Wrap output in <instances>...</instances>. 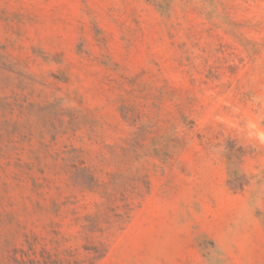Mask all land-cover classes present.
Returning <instances> with one entry per match:
<instances>
[{
	"label": "rangeland",
	"instance_id": "obj_1",
	"mask_svg": "<svg viewBox=\"0 0 264 264\" xmlns=\"http://www.w3.org/2000/svg\"><path fill=\"white\" fill-rule=\"evenodd\" d=\"M0 264H264V0H0Z\"/></svg>",
	"mask_w": 264,
	"mask_h": 264
}]
</instances>
